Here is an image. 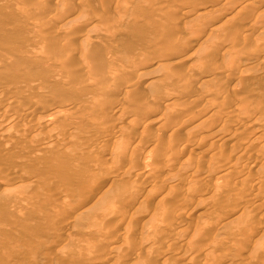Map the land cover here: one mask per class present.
<instances>
[{
  "label": "bare ground",
  "instance_id": "bare-ground-1",
  "mask_svg": "<svg viewBox=\"0 0 264 264\" xmlns=\"http://www.w3.org/2000/svg\"><path fill=\"white\" fill-rule=\"evenodd\" d=\"M44 1H36L40 8L36 2L30 7L40 9L45 19L37 9H26L29 21L24 28L40 41L38 45L24 51L16 48L21 57L0 55V72L9 79L7 84H24L21 89L0 85V135L7 136L0 149L33 151V160L26 159L20 175L0 173V192L20 186L26 200L10 213L0 205V225L9 216L11 229L0 226V264L10 258L20 260L14 239L29 234L27 240L34 243V251L26 255L30 264H220L231 256L239 258L241 252L250 253L253 264H264V223H258L260 217L252 212L264 208V174L259 175L264 172V53L248 46H258V36L264 35V9H257L264 0H237L231 11L227 6L232 0L207 4L149 0L158 22L154 33L147 31L144 20L149 18L133 15L124 0H106L113 12L119 11L115 17L104 14L106 10L95 18L76 11L62 19ZM61 1V10H72V0ZM94 2L77 0L76 5ZM194 21L199 22L195 29ZM202 23L209 27L198 42L205 29ZM124 24L130 37L122 32ZM61 27L82 28L75 38L71 33L51 32ZM175 27L176 32L171 30ZM260 28L262 32L252 37ZM11 36L5 35L0 45L8 46ZM212 36L216 40L211 41ZM192 44L194 48L184 55L185 47ZM116 61L136 65L118 68ZM148 64L153 67L147 68ZM252 67L257 74L263 72L260 78L253 77L259 84L256 88L251 79L248 83L241 78ZM49 68L65 90L45 91L48 102L55 100L46 106L37 97L33 100V94ZM39 72L42 76L36 75ZM120 94L124 105L114 103ZM148 120L155 124L151 134L141 124ZM237 125L243 128L238 131ZM123 130L137 131L136 137L116 133ZM13 136L19 137L21 147L10 145ZM205 138V144L196 148ZM112 155L130 167L100 161ZM174 160L179 161L170 168ZM160 169L166 171L158 177ZM252 169L259 170L258 175L249 176ZM194 175H211L213 181L208 184L210 176L206 185L195 184L190 179ZM28 176L44 186H29ZM106 180L110 181L102 187ZM144 198L153 208L148 205L151 211L145 210L149 212L136 228L129 220L139 208L147 209L146 202L142 207ZM188 204L190 213L197 209L195 223L190 221L193 226L187 220L192 217H186L189 212L183 216ZM38 213L41 226L31 220ZM214 227L224 229L220 233L228 239H223L227 247ZM182 238L186 240L178 244ZM196 242L214 246L218 254ZM242 258L227 261L239 264Z\"/></svg>",
  "mask_w": 264,
  "mask_h": 264
},
{
  "label": "rangeland",
  "instance_id": "rangeland-1",
  "mask_svg": "<svg viewBox=\"0 0 264 264\" xmlns=\"http://www.w3.org/2000/svg\"><path fill=\"white\" fill-rule=\"evenodd\" d=\"M36 1H40V0H36ZM35 0H0V40L5 36V35H7V34H9V33H11L12 34V39L11 40H9V43H8V46H2V45H0V55H2V54H6V55H9V54H11V53H15V55H16V57H21V54H18V52H17V50H16V48H19L20 50H22V51H24V50H27L30 46H32V48H33V46L35 47V46H37L38 45V43L40 42L37 38H35V37H31L30 35V32H29V30L28 29H25L24 28V25L27 23V21H29V20H26L27 19V17L29 16L28 14H27V8L29 9V10H36L37 8H40L39 7V3H37ZM46 1V4L50 7L49 9H53V10H51V12L52 11H56V13L55 12H52V13H54V14H56L57 16H59L60 18L59 19H62V18H65V17H68V16H72L76 11H77V13H82V14H86V15H89L90 17H92V18H95L96 16H98V15H100V12H101V14L103 13L102 11H104V10H108V11H110V12H106V11H104V14H106V13H112V15H114V17L118 14V12H116L115 10H114V12H116L115 14H114V12H113V8H112V6H109V4L107 3V1L106 0H90V2H94V1H98L99 3H93L92 5H90L89 6V4L88 3H83V4H79L78 6L76 5V3H77V0H72V3H73V7H74V9H75V11L73 10V7H72V10L71 9H68V10H66L67 8H64L63 10H61V8H62V6H63V4H62V1L60 0H45ZM44 1V2H45ZM48 1V2H47ZM53 1V2H52ZM125 1V5L127 6V8H129L130 9V7L132 8L131 9V11H132V13H133V15H135V14H137V15H139V16H141V17H146L145 19H147V18H149V21L148 22H146L147 20H144V22L145 23H147V24H145L146 26H147V31H149V32H152V33H154L155 31H157V25H158V22H157V20H155V19H153L154 18V14L155 13H151V11H152V9H151V7H150V5H151V1H150V3L148 4V2H149V0H145L146 2L144 3L143 2V0H124ZM154 1V0H153ZM155 1H157V0H155ZM158 1H161V2H163V3H165V2H170L171 0H158ZM196 2H200V1H202V2H204L205 4H207L206 3V1H208V0H195ZM239 1V0H238ZM237 0H232V4H228L229 6H227V8L228 7H231L229 10L231 11V9H232V7L234 6L235 7V5H234V2H236L235 4H237V2H238ZM33 2H34V4H33ZM35 2H36V6H38L36 9L35 8H33V7H30V5L31 4H33V6L34 7H36L35 6ZM56 2V3H55ZM209 2V1H208ZM141 3H144L145 5H143V4H141ZM57 4V5H56ZM108 4V5H107ZM127 4H129V6L127 5ZM55 5V6H54ZM94 5V6H93ZM147 5V6H146ZM52 6V7H51ZM92 6V7H91ZM54 7H56V9L58 10V12H57V10H55V8ZM61 7V8H60ZM107 7H110V8H108L107 9ZM134 7V8H133ZM233 7V8H234ZM31 8V9H30ZM106 8V9H105ZM226 8V11L228 10ZM259 8V9H258ZM148 9V10H147ZM257 9L260 11V9H264V5L263 4H260V5H258L257 4ZM149 10H150V12H149ZM37 11H38V13L39 14H41L42 12L40 11V9L38 10L37 9ZM36 11V12H37ZM147 11V12H146ZM230 11H228L229 13H230ZM228 12H224L225 14H224V16L228 13ZM32 13V12H31ZM38 13H36V14H38ZM131 15H132V13L131 12H129ZM128 13V14H129ZM220 13H223V10H222V12H220ZM228 13V14H229ZM36 14H34V15H36ZM98 14V15H97ZM127 14V15H128ZM33 15V14H32ZM109 15V14H108ZM39 16V15H38ZM42 18H44L45 19V15L43 16L42 14L40 15ZM110 16H111V14H110ZM147 16H149V17H147ZM113 17V16H112ZM58 18V17H57ZM135 20H136V18H135ZM197 22V24H196V27H197V25H198V21H194V29H195V23ZM139 23V22H138ZM206 24V23H205ZM205 24H203L202 23V26L203 27H205V29L203 30V32H202V35H201V37H198L197 38V41L199 42V40H201L204 36H205V34L207 33V28L209 27V24H207L206 26H205ZM82 28V27H81ZM81 28H77V29H72V28H70V27H61V28H58V29H51V32L53 31V33H54V31L56 32L55 33V35H57V34H65V35H67L68 33H71V34H73L72 35V38H75L76 37V35L75 34H78V32L79 31H81L80 29ZM123 28H125V30H123ZM172 28V27H171ZM79 29V30H78ZM121 29H122V32H125L126 33V31H131L130 30V28H128V26L126 25V24H124L123 26L121 25ZM128 29V30H127ZM174 29H176V27L175 28H173V29H171L172 31L174 30ZM77 30V31H76ZM175 32H176V30H174ZM129 32H127L126 34H127V37H130L131 35H129L130 33ZM260 32H262V28H260L257 32H256V34L254 35L253 34V36L252 35H250V36H252V37H255L257 34L259 35V33ZM129 33V34H128ZM174 34V32H171V34ZM92 34H97V32H95V33H92ZM122 35H124V33L122 34ZM122 35H121V37H122ZM129 35V36H128ZM262 35L263 34H261L260 36H258L259 38V40H258V42L259 43H257V41H256V43H255V45H258V46H254V43H250V45H248L250 48L251 47H253V48H251V49H253V50H255V48L257 47V49H260L259 51L257 50H255L256 52H258V53H264V50H263V48H261V46L262 47H264V45H262V44H264V35H263V37H262ZM122 38H126V35H124V37H122ZM124 39H122V41H124ZM211 39H215L213 36H212V38L210 37V40ZM263 39V40H262ZM125 40H127V39H125ZM210 40H209V42H210ZM216 40V39H215ZM39 41V42H38ZM132 41V40H131ZM197 41H195L196 43H198ZM211 41H214V40H211ZM75 42V41H74ZM35 44H37V45H35ZM195 44V43H194ZM194 44H192V45H187V47H185V51L183 52L184 53V55L185 54H187V53H189L193 48H194ZM210 44H211V42H210ZM261 45V46H260ZM9 46H11V47H9ZM247 46V45H246ZM71 47H73V45L71 46ZM207 47L208 46H205V48L207 49ZM100 50H102V49H99V52L100 53H102L103 51H100ZM28 52H29V54L30 55H32L33 54V52H31L30 50H28ZM32 53V54H31ZM27 53H25V55H26ZM28 54V55H29ZM29 55V56H30ZM27 56V55H26ZM217 58H216V60H220V56H219V54H217V56H216ZM219 57V58H218ZM3 60V59H2ZM135 61H137V60H135ZM135 61H132V62H128L129 63V65H133V67L132 68H130L131 66H129L128 65V63H123V61L121 62V61H116V63H118V64H116L115 63V67L117 66L118 68H119V65L122 67H124V68H126L127 66H129V68L130 69H133L134 68V66L136 65V62ZM240 61L243 63V65L244 66H246L247 68L250 66L249 64H248V62H247V60L245 59V57H241L240 58ZM122 64V65H121ZM148 66V67H147ZM146 67L147 68H150V67H153V64H148ZM34 67V66H33ZM33 67H31L32 68V70L34 69ZM258 67H259V65H258ZM257 67V68H258ZM128 68V67H127ZM246 68V69H247ZM251 68V67H250ZM253 68L254 67H252V69L250 70V69H247V70H245L244 72L245 73H247L246 75L244 74V72L242 73V74H244V76H245V79L243 78L244 76L242 75L241 76V78H242V81H246V79H247V81L246 82H250V79H251V82L250 83H252V85H253V87L254 88H256V87H258L259 86V84H257L256 83V81L254 80V78H256V79H258V77L260 78V76H261V74H263V72H259L258 71V74H259V76H258V74L256 73L257 72V70H255V68H254V70L256 71H252L253 70ZM37 69H38V71H40V66L38 65L37 66ZM46 70V69H45ZM49 70L50 71H48L47 73L45 72L44 74H43V76H42V73L43 72H39L38 74H36L37 76H42L41 77V81H40V87L38 86V88H36V91L34 92L35 93V96H34V94H33V100H34V98L37 100V98H39L42 102H44L45 103V105L47 106V105H50L51 103H55L54 101L55 100H53V101H47V96H44L45 95V91H52V94H58L59 92L60 93H62V90H65V89H63V87L62 86H60L59 85V82H57L56 80H54V78L56 77V76H51V75H53V71H54V69L53 68H49ZM252 72V73H251ZM255 73V75H254V73ZM251 74H253V75H251ZM252 77H251V76ZM256 75H257V77H256ZM247 76V77H246ZM24 77H26V76H24ZM250 77V78H249ZM254 77V78H253ZM146 78H147V76H145L143 79H141L140 80V83L141 82H143V81H145L146 80ZM217 78H220V77H218L217 76ZM222 78V77H221ZM7 81H9V79L8 78H5V77H3V75L1 74V72H0V85H5V86H7V87H14L13 89H15V88H18V89H21V88H23L24 87V84H20V82H18V84H20V85H15V86H13V85H11V84H7L8 82ZM16 81V80H15ZM21 81V80H20ZM5 82V83H4ZM17 82V81H16ZM246 82H245V84H246ZM253 83H255V86H254V84ZM60 86V87H59ZM142 85H140V87H141ZM240 86H242V85H240ZM139 87V86H138ZM13 89H11V91L13 90ZM140 90L142 91L143 89H141L140 88ZM17 91V90H16ZM145 91V92H144ZM142 93H144V95H145V93L147 92L148 93V91H146V90H144ZM146 93V94H147ZM13 94H15V92L13 93H11L10 92V94L9 95H11V96H13ZM16 96V95H15ZM37 97V98H36ZM119 97H121L122 98V96H121V94L120 95H118V98H117V96L114 98V100H115V104L117 103V100H118V103L120 104V100L119 99H121V98H119ZM22 103H24V102H22ZM121 103H123V102H121ZM53 105V104H52ZM122 105V104H121ZM123 105H124V103H123ZM122 105V106H123ZM130 107V106H129ZM201 112H204L205 113V110H203V111H201ZM90 117H92L91 115H89ZM96 116V115H95ZM95 116L93 115V119L95 118ZM122 122V121H121ZM141 124H143V127L147 130V132H148V134H151V133H153V131L155 130V124H154V122H149V120L148 121H144V122H142ZM50 128V127H49ZM152 128H153V131H152ZM243 127L242 126H235V129H238V131H240L241 129H242ZM138 130V129H137ZM152 131V132H151ZM227 131H229V128H227V130L225 131V132H227ZM121 132H123V133H121ZM129 132H130V130H129ZM134 132V131H133ZM132 132V133H133ZM137 132V131H136ZM136 132H134L133 134L132 133H130V134H127L128 132H126V130H123V131H117L116 133H121V135H131V137H133V139L136 137ZM224 132V133H225ZM70 135H68V137L66 138L67 140H69L70 139V136H71V133H69ZM5 134H1L0 136V142H2L3 140H5V138H7V136H4ZM133 135V136H132ZM248 136V135H247ZM9 137V136H8ZM13 138V139H12ZM3 139V140H2ZM66 139H64L63 141H67ZM246 139H247V137H246ZM9 140H11L12 141V143L10 142V145L11 146H14V147H21L22 146V142L20 143L19 141H21V140H19V137L17 138V136H13V137H11V139H9ZM206 140H208V138H205L201 143H199L198 145H197V147L196 148H200V147H202L204 144H205V142H206ZM13 141H14V143H13ZM17 141V142H16ZM60 141V140H59ZM19 144V145H18ZM21 145V146H20ZM27 148V149H26ZM25 149H26V154L24 153V152H22V151H16V150H12L13 148L11 147L10 149H8V148H2V149H0V173H4V174H13V175H16V176H18V175H20L22 172L21 171H23V169H24V167H25V165L28 163L27 162V160L26 159H28V160H30L29 162H31V160H33L32 158H31V156H32V150L30 149V151L29 152H27L28 150H29V147H26ZM4 149V150H3ZM46 150H44L43 152H41L42 154H43V156L45 155L44 154V152H45ZM20 154H19V153ZM142 153H143V151L142 150H140V152H138V155L136 156V158H137V161H141V159H142ZM30 154H31V156H30ZM24 155V156H23ZM59 154H56V158H57V156H58ZM115 156L116 155H112L111 156V158H110V156H105V157H101V159H103V161L102 160H100L101 162H105L104 164L106 165V164H108V166H112V165H114V164H116V163H122V160H120V159H117V156H116V158H115ZM124 156H125V154H124ZM55 157V156H54ZM53 157V158H54ZM138 157H141V159L139 160L138 159ZM56 158H55V160H56ZM123 158V157H122ZM15 159V160H14ZM105 159V160H104ZM107 159V160H106ZM110 159H112V160H110ZM54 160V161H55ZM113 160H115V161H113ZM14 161H15V163H14ZM57 161V160H56ZM179 161V160H178ZM178 161H176V160H174V161H172V164H170V168H175V167H173V165L175 166V163H176V165H177V162ZM106 162H108V163H106ZM116 162V163H115ZM118 163V164H119ZM9 164H11V165H9ZM118 164H116V165H118ZM123 164V163H122ZM124 164L125 165H127L128 167H130V165H128L126 162H124ZM123 164V165H124ZM8 165V166H7ZM122 165V167L124 168V167H127V166H123ZM18 166V167H17ZM21 166H23V168L21 167ZM7 170H6V169ZM19 169V170H18ZM19 171V173L18 172H16L15 173V171ZM161 170H162V172H161ZM163 171H166L165 169H160L159 171H158V174H157V176L159 177L160 175L162 176V175H164V173H163ZM251 171H253V169L251 170ZM254 172V173H253ZM253 172H251V174L249 175V176H252L253 174L254 175H258L257 173H259V170H254ZM163 173V174H162ZM188 173V172H187ZM256 173V174H255ZM264 174V172L263 173H260L259 175H263ZM253 175V176H254ZM160 176V177H161ZM196 175H194L193 177L191 176L190 177V179L192 180H194L195 179V184H205V183H208V181L210 180V179H212V180H210L209 181V183L208 184H210L212 181H213V177L211 176V175H204V176H199V175H197L198 177H195ZM210 176L212 177V178H210ZM29 178H27V180L29 181V179L31 180V181H29V186L30 185H33V186H35L36 185V187H40V186H44V184H42V182H40V180H38L37 178H35V176L34 177H32V176H28ZM200 177H204L203 179L202 178H200ZM207 179H206V178ZM32 178V179H31ZM210 178V179H209ZM248 178V177H247ZM199 179V180H198ZM201 179V180H200ZM27 180H25L24 181V183L27 181ZM34 180V181H33ZM205 181V182H203V181ZM28 181L26 182V183H28ZM110 180H106L105 182H104V185L102 186V187H104L108 182H109ZM202 181V182H201ZM194 182V181H193ZM192 182V183H193ZM25 183V184H26ZM31 183V184H30ZM39 185H38V184ZM28 184H26V186L25 187H28L27 186ZM206 185V184H205ZM33 186H31V187H33ZM53 187H56V185H54ZM101 187V188H102ZM227 193H229V192H226V194ZM22 187H20V186H18V187H13L12 189H10L9 191H7V192H0V205H2V206H5V210L6 211H9V213L12 211V210H14V209H16L20 204H22V205H25V203H26V200L22 197ZM145 199H149V198H144V201H143V203H142V205L144 204V202H146V204H147V209H145V208H139L138 210H139V213H138V210H137V215L135 216V217H133V218H131L130 220H129V223L131 224V225H134L136 228H139V226H140V224L142 223V221L145 219V217L144 216H146V214L149 212V211H145V210H150L149 208L151 207V210H152V208H153V203L150 201V200H145ZM147 202H150L151 203V205H150V203L148 204ZM171 203V202H170ZM169 203V204H170ZM148 205H149V208H148ZM193 205V204H192ZM145 206V204L142 206V207H144ZM189 206V207H188ZM188 206L186 207V208H184V211L186 212H183V216L185 215V214H187V212H189L190 210H191V208L192 207H190L191 206V204H188ZM146 207V206H145ZM21 208H23V207H21ZM187 208H189L188 209V211L186 210ZM255 208H253L252 209V212L254 213V215L256 216V219L257 218H259V219H257V221H258V223H264V213H263V211H264V208H262L261 206L260 207H256V209L254 210ZM150 210V211H151ZM197 210V209H196ZM195 209H193V211H191L192 213H188L187 214V218L188 217H194L195 218V216H196V214H197V211H196ZM254 210V211H253ZM196 211V212H195ZM40 212V211H39ZM144 212V213H143ZM260 212V213H259ZM257 213H259V214H257ZM41 214V213H40ZM261 214H263V216L261 215ZM9 215V214H8ZM258 215V216H257ZM261 215V216H260ZM40 217V215H39V213H38V215L36 216V217H32V221H33V219H35V221L34 222H38V223H36V224H39V226H41L42 224H41V219L39 218ZM191 218V220L188 218L187 220H188V222L189 223H191V222H194L195 223V219L193 218L192 219ZM263 218V219H262ZM5 219V218H4ZM40 219V222L38 221V220ZM204 219H207V220H209L208 218H204ZM261 219V220H260ZM3 220V219H2ZM37 220V221H36ZM187 220L185 219L184 220V222L187 224ZM193 220V221H192ZM263 220V221H262ZM191 221V222H190ZM214 221H215V219H214ZM218 221V220H217ZM261 221V222H260ZM3 222V221H2ZM9 222H10V218H9V216L8 217H6V219H5V222H3L0 226L2 227V230L4 229V231H5V229H8V230H11L10 228H9ZM139 223V224H138ZM184 223V224H185ZM138 224V225H137ZM190 225V224H189ZM188 225V226H189ZM191 225L193 226L194 224H192L191 223ZM191 225L189 226L190 228H192L191 227ZM187 226V225H186ZM120 228V226L119 227H116V229H114L115 231L114 232H116V234H118V231L120 232V230H118ZM216 227H214V230H213V232H216V231H218V233L216 232V235L217 236H219L220 238H221V240L223 241V239H224V236H225V234H223V235H221V233H224V229H215ZM83 229H85V228H83ZM221 232V233H220ZM115 234V233H114ZM29 236H31V234H29V235H27V236H24V235H20V237H17V238H15L14 240H15V242L17 243V246H18V249H19V254H17V258H19L20 260L18 261L16 258H10V259H8V260H4V263L3 264H30V263H28L27 261H28V259H27V256L26 255H28V254H30L31 252H33L34 251V243H31V241L29 242L28 240H27V238L26 237H29ZM226 237V236H225ZM184 240H186V239H183L182 238V240L180 239L179 241H178V244L180 243V244H183L184 243ZM224 240H228V239H224ZM224 242V243H223ZM222 242V244H226V246L225 247H227V243H225V242H227V241H223ZM197 243H199V242H196L195 244H196V246H198V245H200L202 248H204V250L206 251V250H209V251H212V252H216L217 254H218V250H213V248H214V246H212V245H209L208 247L207 246H205V245H203V244H200V243H202V242H200L199 244H197ZM205 246V247H204ZM223 246V248H224V245H222ZM7 250H6V252H11V251H8V250H10L9 249V247H7L6 245L4 246ZM42 248H44V247H42ZM212 248V249H211ZM45 249V248H44ZM226 249V248H225ZM225 249H223L222 251H224ZM214 252V253H215ZM4 253V252H3ZM144 252H141V257L143 256V255H145V254H143ZM246 253V252H245ZM143 254V255H142ZM249 254V255H248ZM240 255V256H239ZM239 255H237V257L239 256V258H242V260L244 259V258H246V260L244 259V261H239L238 263L239 264H246L248 261H247V258H248V260H249V264H250V261H251V263L254 261H252V260H250L251 259V257L252 256H250V253H246L245 255H244V252H241V254L239 253ZM244 255V256H243ZM246 255H248V257H245ZM253 255H254V253H253ZM242 256V257H241ZM250 257V258H249ZM255 257V256H254ZM239 258H235V256L233 257V256H231L230 258H228V259H226V260H224V262L225 263H227L228 264V261H232V260H234V259H239ZM17 260V262H14V260ZM228 260V261H227ZM247 261V262H246ZM246 262V263H245ZM225 263H220V264H225ZM230 263V262H229ZM253 264V263H252Z\"/></svg>",
  "mask_w": 264,
  "mask_h": 264
}]
</instances>
